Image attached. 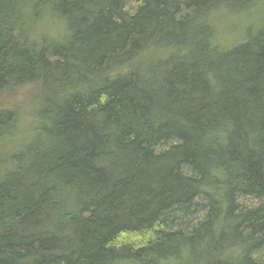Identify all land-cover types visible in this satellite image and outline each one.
<instances>
[{
	"label": "trees",
	"instance_id": "trees-1",
	"mask_svg": "<svg viewBox=\"0 0 264 264\" xmlns=\"http://www.w3.org/2000/svg\"><path fill=\"white\" fill-rule=\"evenodd\" d=\"M28 85L0 264H264V0H0V93Z\"/></svg>",
	"mask_w": 264,
	"mask_h": 264
},
{
	"label": "rangeland",
	"instance_id": "rangeland-1",
	"mask_svg": "<svg viewBox=\"0 0 264 264\" xmlns=\"http://www.w3.org/2000/svg\"><path fill=\"white\" fill-rule=\"evenodd\" d=\"M229 22L225 23L224 31H227L230 34V39H231V38L238 36L239 33H241L242 28L237 27L235 29H227L228 26H232L234 28L237 25L235 21H232L230 22L229 25H227ZM36 92H38L37 86H34V85H28L25 88L18 89V90L1 92L0 93V110H3V109H12V110H16V109L24 110L25 109L26 110L27 106H31L34 103H36V100L35 99L33 100V98L36 95Z\"/></svg>",
	"mask_w": 264,
	"mask_h": 264
},
{
	"label": "bare ground",
	"instance_id": "bare-ground-1",
	"mask_svg": "<svg viewBox=\"0 0 264 264\" xmlns=\"http://www.w3.org/2000/svg\"><path fill=\"white\" fill-rule=\"evenodd\" d=\"M188 46V45H187ZM178 48V47H177ZM172 53V52H171ZM177 56V55H176ZM43 78V77H42ZM36 81V80H35ZM61 81V80H60ZM45 82V81H44ZM49 82V81H48ZM53 82V81H52ZM63 83V82H62ZM64 85V84H63ZM63 85H61V86H63ZM58 92V91H57ZM45 107V106H44ZM132 186V185H131Z\"/></svg>",
	"mask_w": 264,
	"mask_h": 264
}]
</instances>
